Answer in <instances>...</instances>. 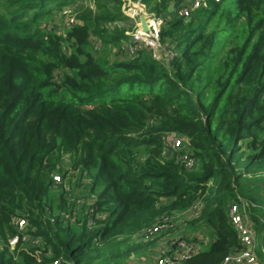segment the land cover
Here are the masks:
<instances>
[{"label": "trees", "instance_id": "obj_1", "mask_svg": "<svg viewBox=\"0 0 264 264\" xmlns=\"http://www.w3.org/2000/svg\"><path fill=\"white\" fill-rule=\"evenodd\" d=\"M141 1L168 15V64L144 49L112 59L128 38L121 0H0V264H120L151 244L136 232L197 200L186 226L215 238L183 264H218L239 246L228 202L263 204L264 0H208L188 18L170 16L172 0ZM67 6L76 22L47 29ZM170 132L188 139L195 169L162 155ZM53 172L86 179L91 204ZM14 217L40 246L8 248Z\"/></svg>", "mask_w": 264, "mask_h": 264}, {"label": "built area", "instance_id": "obj_2", "mask_svg": "<svg viewBox=\"0 0 264 264\" xmlns=\"http://www.w3.org/2000/svg\"><path fill=\"white\" fill-rule=\"evenodd\" d=\"M214 1L218 2L220 0ZM208 5V0H172L170 3V16L188 18L196 9L207 8ZM121 12L131 20L132 29L125 30V35L128 38L122 40L118 51L121 54L128 55L127 57H132L144 49L149 51L161 64L170 63L175 53L169 46H164L160 40L161 28L166 24L168 15H156L154 12H150L147 5L141 0H121ZM59 16L64 18V24L66 25L64 28L70 27L76 22L75 17L69 11L62 10ZM141 19L144 20L146 29L143 28ZM45 27L50 29L55 25L49 22L45 24ZM61 32L62 30L58 33ZM92 45L94 50H99L98 40H93ZM163 140V156L179 152L178 160L186 170L190 171L196 168L197 161L188 149V139L185 136L170 132L164 135ZM69 177L70 175L62 177L60 172L52 173L54 183L61 184L65 191L71 193V186L68 182ZM164 201V199L161 200V202ZM91 202L88 204H91ZM201 206V201L197 200L185 210L162 213L151 225L136 232L133 239L142 242L157 240L162 233L168 232L171 228L184 227L189 221L199 216ZM253 206L254 203L241 197L228 202L227 218L236 231L239 246L231 249L218 264H257L256 231L251 225V208ZM97 216L99 217V215ZM12 223L16 232L8 238V248L10 250H13L17 244L24 247L40 246L42 244L41 237L32 236L28 232V223L24 217H14ZM87 225L89 228L93 227L94 221L92 218L88 219ZM204 236L205 234L195 230L188 235L184 233L176 237H168L165 241L158 242L157 246L154 247V254L133 255L122 264H183L186 259L201 250L209 242L208 238ZM39 252L40 250L37 249L36 253ZM59 262L60 259L57 258L51 264H59Z\"/></svg>", "mask_w": 264, "mask_h": 264}, {"label": "rangeland", "instance_id": "obj_3", "mask_svg": "<svg viewBox=\"0 0 264 264\" xmlns=\"http://www.w3.org/2000/svg\"><path fill=\"white\" fill-rule=\"evenodd\" d=\"M87 2V4H90V0H85ZM62 10H66V11H69L71 15H73L75 17V13H74V7L73 6H67V7H64L61 9ZM60 11V12H61ZM60 12L58 14H56L52 19L48 20L51 24H54L55 25V28L58 30V32H60L61 30L64 29V27L66 26L64 24V18L63 17H60ZM47 21V22H48ZM46 24V23H45ZM115 24H111V25H108L109 28L113 27ZM117 25H119L120 27H125V29H132L130 28V25L132 26V22L131 20H125V21H122V22H118ZM60 28V29H59ZM164 46H167L168 47V44L167 43H163ZM221 46L218 45L216 47V51H217V55L221 53ZM114 52H112L110 55L112 57V59L115 57V58H122V57H127L128 55L126 54H121L119 51H118V48H113ZM117 53V54H116ZM262 181L263 185H264V179L258 177V178H255V182H260ZM70 186H71V194H76L75 193V190L77 187L78 190H80V193H83L84 191L83 190H86L82 195L80 194L79 196L75 197L76 199L79 200V204H86L88 205V203H90V201L93 200V197H91V195L89 194V192H87V180L86 179H83L81 178L80 179V176L77 172H75L74 174L70 175L69 177V180H68ZM262 202H263V205H264V201L262 199ZM255 214L257 215V217H254L253 219H251V225L252 227L254 228V230L256 231V244L260 245L262 240V231L260 230L261 229V223L262 221H264V206H263V209H256L255 211ZM254 214V215H255ZM260 218H261V221H260ZM201 224V223H200ZM203 228L205 229V226H202L201 228V231L202 233L205 234L204 237H207L209 242L210 243L214 238H215V235L213 233V231L211 229H207L206 231L203 232ZM198 230V229H196ZM192 231H195L194 228L192 227H188V226H184V227H176L175 229H170L168 232H164L162 233L159 238L157 240H151V244L147 247L146 251L145 252H141L140 254L135 250V253H132L130 254L125 261H127L131 256H138V255H149V254H154V247L157 246L158 242H161L162 241H165L168 237H176L177 235L179 234H184L186 233L187 235L190 234ZM168 233V234H166ZM208 243H206L205 245H207ZM124 261V262H125ZM123 262V263H124ZM122 264V263H120Z\"/></svg>", "mask_w": 264, "mask_h": 264}, {"label": "crops", "instance_id": "obj_4", "mask_svg": "<svg viewBox=\"0 0 264 264\" xmlns=\"http://www.w3.org/2000/svg\"><path fill=\"white\" fill-rule=\"evenodd\" d=\"M255 187H256V191H257L256 196L261 201H262V199L264 201V185H263L262 181L257 182L256 184H254V188ZM263 206H264L263 204L262 205L258 204V206H256V208L258 207L257 209H263ZM251 211H252L251 214H253L254 217H257V215L254 212L255 211V208L252 207L251 208ZM260 221H261V218H260ZM261 223H263V224H261V229H260L262 231V233H261L262 234V238H261L262 242H261L260 245H258V244L256 245V254H257V258H258L257 259V263L258 264H264V221H262Z\"/></svg>", "mask_w": 264, "mask_h": 264}, {"label": "water", "instance_id": "obj_5", "mask_svg": "<svg viewBox=\"0 0 264 264\" xmlns=\"http://www.w3.org/2000/svg\"><path fill=\"white\" fill-rule=\"evenodd\" d=\"M141 21H142L143 28L146 29V26H145L144 20L141 19Z\"/></svg>", "mask_w": 264, "mask_h": 264}, {"label": "bare ground", "instance_id": "obj_6", "mask_svg": "<svg viewBox=\"0 0 264 264\" xmlns=\"http://www.w3.org/2000/svg\"><path fill=\"white\" fill-rule=\"evenodd\" d=\"M49 22V21H48ZM60 29V28H59ZM58 31V30H57ZM63 31V30H62ZM172 156V155H171ZM57 186V185H56ZM252 222V221H251ZM257 242V241H256ZM258 259V258H257ZM258 264V263H257Z\"/></svg>", "mask_w": 264, "mask_h": 264}]
</instances>
